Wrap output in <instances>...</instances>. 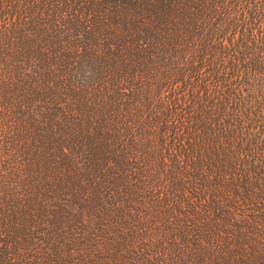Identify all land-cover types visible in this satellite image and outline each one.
I'll use <instances>...</instances> for the list:
<instances>
[{"label": "trees", "instance_id": "1", "mask_svg": "<svg viewBox=\"0 0 264 264\" xmlns=\"http://www.w3.org/2000/svg\"><path fill=\"white\" fill-rule=\"evenodd\" d=\"M0 264H264V0H0Z\"/></svg>", "mask_w": 264, "mask_h": 264}]
</instances>
